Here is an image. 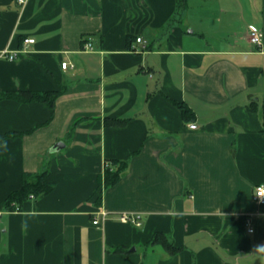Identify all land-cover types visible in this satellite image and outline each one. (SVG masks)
<instances>
[{
  "label": "crops",
  "instance_id": "0c3cea01",
  "mask_svg": "<svg viewBox=\"0 0 264 264\" xmlns=\"http://www.w3.org/2000/svg\"><path fill=\"white\" fill-rule=\"evenodd\" d=\"M186 1L0 0V264H264V0Z\"/></svg>",
  "mask_w": 264,
  "mask_h": 264
},
{
  "label": "trees",
  "instance_id": "16d2710c",
  "mask_svg": "<svg viewBox=\"0 0 264 264\" xmlns=\"http://www.w3.org/2000/svg\"><path fill=\"white\" fill-rule=\"evenodd\" d=\"M179 8L186 9L187 1L186 0H178ZM58 91L52 92H35V91H24V90H16V91H8V92H0V99L11 98L16 99L22 102H35L41 101L45 102L54 112V106L56 98L58 97ZM181 109L184 113L187 112V107L180 105ZM107 177L106 183L108 185L115 183L119 179V172H111L112 169L107 168ZM53 182L49 179V173L47 171H42L37 174L25 173L23 186L20 190H17L11 193L6 201L5 208L7 210H15L21 201L28 197L30 194H34L36 196L43 195L47 193L53 187ZM166 247L170 251H175V249L165 243Z\"/></svg>",
  "mask_w": 264,
  "mask_h": 264
},
{
  "label": "built area",
  "instance_id": "2783aa9c",
  "mask_svg": "<svg viewBox=\"0 0 264 264\" xmlns=\"http://www.w3.org/2000/svg\"><path fill=\"white\" fill-rule=\"evenodd\" d=\"M17 1L19 4L24 5L28 0H17ZM249 39L253 44H255L257 46H261L262 39H263V32L260 29H257L255 27H251L249 29ZM34 41H35L34 38H26L24 40V43L26 45H28V44L33 43ZM136 41L142 43L144 49L146 48V42L142 37H137ZM85 49H88V50L93 49L92 43H90V42L85 43ZM28 51L29 50H27V49H22V50H17V51H9V50L5 49V50H2L0 52V55L4 56L5 58H8V59H15V58H17V56L20 53H24V52L27 53ZM62 66H63V68H67V67L71 66V63L68 60H64L62 62ZM196 127H197V124H195V123L190 124V128L194 129ZM105 166H107V168L112 169L108 162H105ZM254 198H255V200L260 201V202L264 200V185L263 184L255 186ZM107 218H108V213L106 211H102L100 214V217H96L95 219H93V223L99 224V223H101V221H104ZM120 220L124 221V222H133V223H136L138 225L140 224V222L136 219V217L134 215L129 214L127 212H123L120 215ZM249 231L253 232V228H250Z\"/></svg>",
  "mask_w": 264,
  "mask_h": 264
},
{
  "label": "clouds",
  "instance_id": "9594fccd",
  "mask_svg": "<svg viewBox=\"0 0 264 264\" xmlns=\"http://www.w3.org/2000/svg\"><path fill=\"white\" fill-rule=\"evenodd\" d=\"M2 145L5 148V150H7V141H3ZM22 228L25 230L27 229V222L26 221L22 222ZM254 251L259 253V254L264 255V244L257 245L255 247Z\"/></svg>",
  "mask_w": 264,
  "mask_h": 264
},
{
  "label": "water",
  "instance_id": "95a60500",
  "mask_svg": "<svg viewBox=\"0 0 264 264\" xmlns=\"http://www.w3.org/2000/svg\"><path fill=\"white\" fill-rule=\"evenodd\" d=\"M64 145H65L64 142L59 141L53 146L52 150H58V149L62 148Z\"/></svg>",
  "mask_w": 264,
  "mask_h": 264
}]
</instances>
